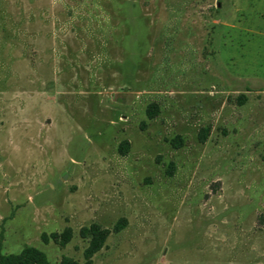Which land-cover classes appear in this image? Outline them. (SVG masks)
Listing matches in <instances>:
<instances>
[{"label": "rangeland", "instance_id": "1", "mask_svg": "<svg viewBox=\"0 0 264 264\" xmlns=\"http://www.w3.org/2000/svg\"><path fill=\"white\" fill-rule=\"evenodd\" d=\"M26 247L264 264V0H0V249Z\"/></svg>", "mask_w": 264, "mask_h": 264}, {"label": "trees", "instance_id": "2", "mask_svg": "<svg viewBox=\"0 0 264 264\" xmlns=\"http://www.w3.org/2000/svg\"><path fill=\"white\" fill-rule=\"evenodd\" d=\"M158 105L152 104L148 108L147 114L149 119H154L158 115ZM208 137V129H202L200 133V142L205 143ZM171 145L174 148H181L184 145L183 138L181 136L176 137L171 141ZM130 149V143L125 141L119 147L120 154L127 155ZM124 222H119L114 232L118 233L124 228ZM82 238L88 240L89 245L85 251V257L87 260H91L92 257L98 253L105 244L108 236L111 234L109 229L102 228L99 224H92L89 227L82 228L80 232ZM72 229L67 228L61 234H53L51 238L53 241L61 246L67 245L72 239ZM0 264H51L45 253L34 248L26 247L19 254H3L0 249ZM61 264H79L77 261L71 258H63Z\"/></svg>", "mask_w": 264, "mask_h": 264}]
</instances>
